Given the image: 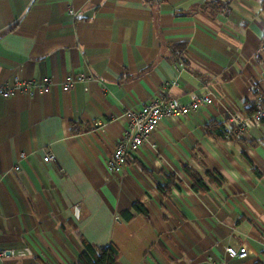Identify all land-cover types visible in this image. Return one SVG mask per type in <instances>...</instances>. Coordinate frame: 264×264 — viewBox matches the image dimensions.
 Segmentation results:
<instances>
[{"label":"crops","instance_id":"1","mask_svg":"<svg viewBox=\"0 0 264 264\" xmlns=\"http://www.w3.org/2000/svg\"><path fill=\"white\" fill-rule=\"evenodd\" d=\"M263 39L264 0H0V85L53 80L0 96V264H77L86 242L117 264H264V123L226 138L264 90ZM160 95L213 102L111 172L125 112Z\"/></svg>","mask_w":264,"mask_h":264},{"label":"built area","instance_id":"2","mask_svg":"<svg viewBox=\"0 0 264 264\" xmlns=\"http://www.w3.org/2000/svg\"><path fill=\"white\" fill-rule=\"evenodd\" d=\"M259 54L264 56V39L259 49ZM89 76L85 73L70 74L63 82L62 86L65 91L73 89L77 84L83 83L87 89ZM53 80L49 76L41 79L23 78L15 76L12 81L4 82L0 85V96L12 98L19 93L35 94L51 91ZM256 107L252 113L235 114L234 127L226 132V138L232 139L234 136H241L251 129L262 124L264 119V90L262 87L256 88ZM213 98L209 95L201 96L195 100L185 103L179 98L160 95L147 104L137 109H128L125 112L127 126L122 139L118 142L114 152L108 160V168L111 172H120L128 164L133 154L137 152L154 134L161 122L168 118H181L193 112L198 111L203 105L211 104ZM27 153L21 152V157L25 158ZM56 155L48 152L44 156L45 162H54ZM20 169V166H16ZM227 252L233 258L245 257L248 251L245 248L237 250L234 247H228ZM209 264H218L210 261Z\"/></svg>","mask_w":264,"mask_h":264},{"label":"trees","instance_id":"3","mask_svg":"<svg viewBox=\"0 0 264 264\" xmlns=\"http://www.w3.org/2000/svg\"><path fill=\"white\" fill-rule=\"evenodd\" d=\"M255 107H256V102L252 103L249 106V113H252L255 110ZM262 123H264V119ZM220 134H222V132ZM187 172L194 180V185L196 188H199L201 186L204 189L208 188L206 183H204L203 179L197 173H194L191 169H187ZM213 173L208 172L207 173L208 177L212 181H216L217 183H220L218 180H216L221 178L220 175L214 173L215 175H218L215 176L216 178H214ZM137 209L143 213H145L146 211L145 208L139 205L137 206ZM127 217H130V214H127ZM119 254L120 252L118 247L113 243L102 247H96L92 243L86 242L85 248L82 251L79 258V262L77 264H117L119 259Z\"/></svg>","mask_w":264,"mask_h":264}]
</instances>
